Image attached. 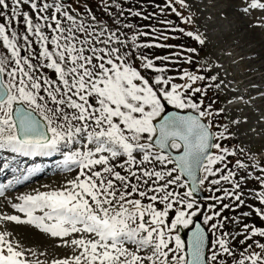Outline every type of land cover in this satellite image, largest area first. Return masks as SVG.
<instances>
[{
  "label": "snow or ice",
  "instance_id": "6c2138e0",
  "mask_svg": "<svg viewBox=\"0 0 264 264\" xmlns=\"http://www.w3.org/2000/svg\"><path fill=\"white\" fill-rule=\"evenodd\" d=\"M100 5L111 23L85 0H0V150L60 154L63 169L76 170L61 187L9 202L17 214L0 211V264H44L29 259L36 252L13 239L9 222L72 250L52 264H264V226L247 222L253 214L264 221V175L255 176L261 190L245 191L252 172L264 174V167H250L237 158L242 149L224 144L229 128L214 122L224 109L214 112L204 99L219 85L195 86L217 77L187 68L170 74L168 65L181 57L194 63L195 48L151 51L180 47L162 42L174 38L167 32L200 45L205 39L166 19L159 24L167 28L133 23L157 17L143 5ZM176 5L188 7L185 0L155 7L191 23ZM249 9L264 10V3L250 0ZM26 171L23 179L39 169ZM202 188L211 203L198 202ZM247 195L260 206L243 211Z\"/></svg>",
  "mask_w": 264,
  "mask_h": 264
},
{
  "label": "rangeland",
  "instance_id": "374dc122",
  "mask_svg": "<svg viewBox=\"0 0 264 264\" xmlns=\"http://www.w3.org/2000/svg\"><path fill=\"white\" fill-rule=\"evenodd\" d=\"M85 2L89 7L92 6L91 9L100 18L103 12L102 7L92 5V2L88 0H85ZM249 2L250 0H185L188 7L180 8L179 5H176V7L182 12L183 17L191 18L192 22L187 24L182 22L181 17L176 16L165 8V13H167L165 15L166 20L172 21L177 28H183L185 31L202 35L205 43L200 45L198 41L181 32H167L166 34L174 38L162 42L180 47L152 49L151 51L155 55L164 56L172 52H180L182 49H197L198 55L195 56L192 65L184 64L181 57V62L168 65L172 69L170 74L175 76L178 74V70L187 68L198 75H204L208 78L217 77L215 81L210 79L198 81L195 86L219 85V87L209 88L204 99L205 103H212L214 112L224 109L222 114L214 118V122L217 125H227L231 133V138L225 140L224 144L233 149H242V155L237 158L247 163L250 167L253 164L264 167V164H261L264 161V110L262 109L264 100L259 101L260 97L264 99V91L259 92V87L262 86V83L245 88L238 86L239 79H241L243 73L247 70L256 69L257 65L260 66L264 62V10L249 9L245 12L244 9ZM261 2L264 3V0H261ZM162 3L165 5L166 0H162ZM79 7L83 10L82 4ZM254 49L262 57H257L258 53H250ZM173 59L175 60L176 58L173 57ZM259 74L264 75V70ZM251 89L259 93H255L249 98L242 96ZM196 95L199 96L200 94ZM241 97L242 99H240ZM233 121H238V123H233ZM261 126L263 129H260ZM61 158L63 156L59 154L56 165L61 166L63 160ZM31 168L36 167L30 166L29 169ZM260 174L259 168L252 172L247 181L250 188L261 190L259 182L255 180V176ZM75 175L60 174L49 179L44 177L45 180L42 179L36 182L20 193L24 195L35 191H47L58 188ZM251 192L249 191V193ZM245 199L247 205L249 204L247 207L250 209L252 207L251 204L254 205L255 199L252 195H247ZM3 205L5 206L4 203L1 204L0 211L4 210L3 212H5L6 206L4 207ZM8 210V214L14 211H12L10 206H8ZM259 225L264 226V221ZM16 226L21 227V225H16L12 222L6 225L7 230L13 233V239L20 242L25 249L36 252L35 258H43L44 264H52L54 259L72 255L70 248L57 247V240L49 236L40 237L38 236L40 234L33 230L31 231L28 227L29 231L24 228L17 229ZM232 228H234V225ZM35 237H40L43 244L36 245L33 242ZM241 248L242 246L237 244L238 254ZM40 253L44 254L40 255Z\"/></svg>",
  "mask_w": 264,
  "mask_h": 264
},
{
  "label": "bare ground",
  "instance_id": "6f19581e",
  "mask_svg": "<svg viewBox=\"0 0 264 264\" xmlns=\"http://www.w3.org/2000/svg\"><path fill=\"white\" fill-rule=\"evenodd\" d=\"M250 53H253V54L258 53L257 57H262V55L258 51L255 52V49L252 50ZM262 70H264V62L260 66L257 65L256 69L254 70H247L245 73L242 74L241 79H239L238 86L245 88V87H251L254 84L262 83V86L259 87V92H263L264 91V75L259 74ZM259 92H256V91L254 92V90L251 89L245 94H243L242 96L249 98L250 96H253L255 95V93H259ZM263 97H264V94H263ZM263 100L264 99H262L261 97L259 98V101H263ZM262 109L264 110V105L262 106ZM260 129H263V127L261 126ZM58 156L59 154H55L50 157H23L18 154L0 150V163L6 162L7 157H12V161L9 163L8 168L1 169L0 167V183L8 182L7 185L3 186L5 190V195L7 196L0 198V207H1V204L4 203L6 206L5 212L7 213L8 206L11 207L9 202H18L16 198L20 195H23L20 193L22 190L28 189L30 186L34 185L36 182L44 179V177L46 179H49V178L55 177L60 174H66V175L76 174L75 169H73L72 171H66L63 169V167H56L57 163L55 162L57 161ZM30 166H35L37 169H39V172L35 175L28 177V179H23V177L27 175L26 170L29 169ZM33 193H29V194H33ZM10 214H17V213L13 211V213H10ZM27 227L30 228L31 231L33 230L37 232L38 234H40L38 236L47 237V235L41 233L39 230L31 226H27V225H21V227L16 226L17 229L19 228L28 229ZM40 237H35L33 242L36 243V245L40 243L41 245L43 244V241H41L42 239ZM35 257L36 256L32 257L29 255V259L33 261L37 260ZM39 260L43 261V258Z\"/></svg>",
  "mask_w": 264,
  "mask_h": 264
},
{
  "label": "trees",
  "instance_id": "16d2710c",
  "mask_svg": "<svg viewBox=\"0 0 264 264\" xmlns=\"http://www.w3.org/2000/svg\"><path fill=\"white\" fill-rule=\"evenodd\" d=\"M88 1H91L92 2V5H98V6H101L100 5V0H88ZM98 1H99V3H98ZM129 1V2H128ZM157 4H159V5H161V6H163L162 4V0H123V7L125 8V9H127L128 7H135V8H139L141 5H143V7L149 12V13H151V12H156L157 13V17H155L151 22H149V21H142V20H138L137 18H131V21L133 22V23H136V24H146V23H153V24H156L158 27H160V28H167L168 26H164V25H160L159 24V20L160 19H166L165 18V15H162V14H160V12H159V9L158 8H156L155 7V5H157ZM102 7V6H101ZM104 21H108L109 20V18H107V17H103L102 18ZM176 34H178V33H176ZM226 187H229V185H225ZM205 190H206V192L209 194V196L212 194V193H210L209 191H207V188H205ZM227 202V201H226ZM208 203H211V202H208ZM207 203V204H208ZM239 210H236V211H226V215H228V216H230V217H232V216H236V214H237V212H238ZM253 221L254 220H252V221H250V222H248V223H251V224H253ZM255 223V222H254ZM256 225H257V223H256ZM231 226L232 225H229V229H231ZM237 255V254H236ZM239 255H237V257H238Z\"/></svg>",
  "mask_w": 264,
  "mask_h": 264
},
{
  "label": "water",
  "instance_id": "95a60500",
  "mask_svg": "<svg viewBox=\"0 0 264 264\" xmlns=\"http://www.w3.org/2000/svg\"><path fill=\"white\" fill-rule=\"evenodd\" d=\"M206 197H207V195L201 189L200 192L198 193V201H204V200H206ZM186 232H187V230L181 231V236L185 240H187Z\"/></svg>",
  "mask_w": 264,
  "mask_h": 264
}]
</instances>
